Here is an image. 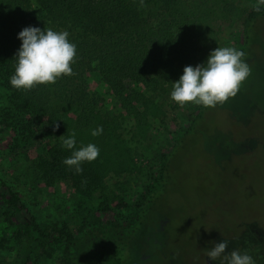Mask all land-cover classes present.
<instances>
[{
    "label": "rangeland",
    "instance_id": "1",
    "mask_svg": "<svg viewBox=\"0 0 264 264\" xmlns=\"http://www.w3.org/2000/svg\"><path fill=\"white\" fill-rule=\"evenodd\" d=\"M256 3H178L181 12L195 13L208 30L197 65H206L211 51L219 46L234 47L245 53V61H253L249 64L251 75L234 98L205 108L195 128L176 148L167 186L149 215L154 233L149 236L145 232L147 241L138 246L142 256L135 264H221L220 259L210 260L207 252L223 240L229 242V252L249 245L256 264H264V18H259L252 30L250 45L244 43L245 20ZM88 84L102 97L103 113L123 112L98 70L88 75ZM127 84L146 90L132 81ZM164 104L165 119L149 117L142 125L134 119L121 122L118 133L126 153L125 168L112 170L104 178L101 190L86 202L92 207L89 210L78 207L69 179L45 177L40 168L56 137L44 129L17 139L15 133L5 132L0 120V236H9L13 223L20 220L4 203L11 190L53 237L105 218L109 213L102 210L106 204L123 214L133 211L142 192L158 175L161 155L170 150L180 128L188 127L200 106L188 103L181 107L170 96ZM62 105L66 120L73 125L79 108L68 101ZM45 125L35 122L36 128ZM98 127L92 121L76 134L92 140L96 137L92 131ZM49 253L43 248L36 250L28 264H62Z\"/></svg>",
    "mask_w": 264,
    "mask_h": 264
},
{
    "label": "trees",
    "instance_id": "2",
    "mask_svg": "<svg viewBox=\"0 0 264 264\" xmlns=\"http://www.w3.org/2000/svg\"><path fill=\"white\" fill-rule=\"evenodd\" d=\"M179 1L143 0L145 7H141V0H0V120L6 126L5 132L15 133L17 139L44 129L56 137L40 168L45 177L71 181L80 209H92L86 202L101 190L104 178L112 170L125 168L126 153L118 133L121 122L134 119L142 125L149 117L165 119L164 101L171 97L173 82L180 79L186 66H197L208 30L195 13L181 12ZM259 18H264V6L258 12L253 9L245 20V45H250ZM29 26L69 32L78 51L72 65L75 75L30 91L11 86L10 77L22 45L18 34ZM94 70L100 72L123 112H102V97L88 84V75ZM128 81L146 90L132 88ZM65 101L80 110L73 125L65 118ZM204 110L200 105L188 127L180 128L170 150L161 155L158 175L129 213L116 212L106 204L102 209L105 214L109 211L105 218L53 237L11 190L9 196H4V203L20 220L13 223L9 236H0V264H28L40 248L56 255L62 264H135L142 256L138 246L147 241L145 232L149 236L154 233L149 215L169 181L174 152ZM92 121L102 126V134L92 140L76 134ZM35 122L46 125L36 128ZM73 131L76 149L89 143L100 149L95 161L81 165L80 174L63 163L73 150L63 147L60 137H68ZM239 251L254 257L249 245Z\"/></svg>",
    "mask_w": 264,
    "mask_h": 264
},
{
    "label": "clouds",
    "instance_id": "3",
    "mask_svg": "<svg viewBox=\"0 0 264 264\" xmlns=\"http://www.w3.org/2000/svg\"><path fill=\"white\" fill-rule=\"evenodd\" d=\"M264 0H257L253 5L260 11ZM141 7H145L141 0ZM18 38L22 45L16 56L14 74L10 84L17 90L30 91L40 85L55 84L64 76L75 75L72 65L76 63L77 45L69 39L68 31H55L52 28L41 30L38 27H25ZM245 53L234 47H217L211 51L206 65L186 66L180 79L173 83L171 99L181 107L188 103L215 108L234 98L243 83L251 75V67L244 59ZM58 128L59 125L57 124ZM103 128L92 131L93 136L102 134ZM73 131L68 137L60 138L63 147L71 149L72 154L63 163L74 168L76 173L83 172L84 162L95 161L100 149L93 143L75 148L76 139ZM229 242L215 243L207 252L212 261L220 259L221 264H256L247 252L228 251Z\"/></svg>",
    "mask_w": 264,
    "mask_h": 264
}]
</instances>
